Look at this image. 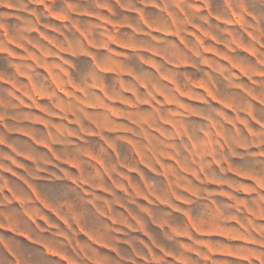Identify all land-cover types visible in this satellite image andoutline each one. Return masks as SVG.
Returning a JSON list of instances; mask_svg holds the SVG:
<instances>
[{
  "label": "rangeland",
  "instance_id": "rangeland-1",
  "mask_svg": "<svg viewBox=\"0 0 264 264\" xmlns=\"http://www.w3.org/2000/svg\"><path fill=\"white\" fill-rule=\"evenodd\" d=\"M4 156L54 264H264V0H0Z\"/></svg>",
  "mask_w": 264,
  "mask_h": 264
},
{
  "label": "crops",
  "instance_id": "crops-1",
  "mask_svg": "<svg viewBox=\"0 0 264 264\" xmlns=\"http://www.w3.org/2000/svg\"><path fill=\"white\" fill-rule=\"evenodd\" d=\"M4 158H6V160L8 161L0 158V209L3 210L9 207H13L15 203H19L20 207L23 208L24 200L25 199L28 200L27 174L23 175L22 172L21 175L13 173L12 171L13 159L7 158L6 156H4ZM6 172H10L11 174H7ZM18 190L20 192H18ZM23 190L25 191V195H23ZM4 215H5V219L3 222H0V227L3 229V231L8 232L7 238L14 237L17 241L20 240L21 237L28 238V235L25 232L14 231L13 223H12L16 221H22L28 225L27 212L24 221H23V216L21 214L19 218V213L5 212ZM2 246H6V245L2 244Z\"/></svg>",
  "mask_w": 264,
  "mask_h": 264
},
{
  "label": "clouds",
  "instance_id": "clouds-1",
  "mask_svg": "<svg viewBox=\"0 0 264 264\" xmlns=\"http://www.w3.org/2000/svg\"><path fill=\"white\" fill-rule=\"evenodd\" d=\"M54 206L58 209L64 207V205L59 203L54 204ZM12 223L14 231L25 232L33 239H41L39 234L26 223L22 221ZM0 243L7 247V251H5V247L0 246V264H54L53 261L45 256L43 249L33 248L23 241H17L14 237L5 238L0 233Z\"/></svg>",
  "mask_w": 264,
  "mask_h": 264
}]
</instances>
